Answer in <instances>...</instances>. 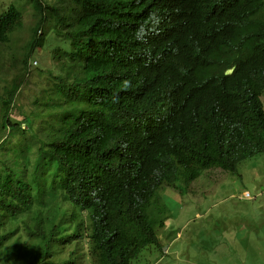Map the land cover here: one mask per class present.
I'll list each match as a JSON object with an SVG mask.
<instances>
[{
    "label": "trees",
    "instance_id": "1",
    "mask_svg": "<svg viewBox=\"0 0 264 264\" xmlns=\"http://www.w3.org/2000/svg\"><path fill=\"white\" fill-rule=\"evenodd\" d=\"M14 1L0 70L40 47L47 84L0 94V264H136L161 249L160 188L264 153V0H24L25 45Z\"/></svg>",
    "mask_w": 264,
    "mask_h": 264
},
{
    "label": "rangeland",
    "instance_id": "2",
    "mask_svg": "<svg viewBox=\"0 0 264 264\" xmlns=\"http://www.w3.org/2000/svg\"><path fill=\"white\" fill-rule=\"evenodd\" d=\"M10 2L0 0V7ZM20 6L22 26L11 36L17 45L32 37L35 26L30 6L24 2ZM17 51V47L5 48V56ZM34 51L37 59L41 48ZM50 62L55 65L51 58ZM34 70L28 65L22 71L17 66L2 68L0 94L20 82L15 103L28 102L47 83ZM246 190L252 197H241ZM179 198L164 195L170 232L161 234L160 250L170 254L158 260L159 249L150 247L142 251L144 257L140 255L136 264H143L144 259L145 264H264V154L238 163L236 174L216 168L203 171L188 182Z\"/></svg>",
    "mask_w": 264,
    "mask_h": 264
},
{
    "label": "clouds",
    "instance_id": "3",
    "mask_svg": "<svg viewBox=\"0 0 264 264\" xmlns=\"http://www.w3.org/2000/svg\"><path fill=\"white\" fill-rule=\"evenodd\" d=\"M12 1H14V0H12ZM17 5H21L23 2H24V0H15L14 1ZM23 16H24V13H23ZM34 16V15H33ZM35 17V16H34ZM23 18V17H22ZM42 32H43V29H42ZM41 33V30H38L37 31V34H40ZM53 35V34H52ZM51 35V38L50 39H52L53 40V44H54V47H55V42H56V38L54 37L53 38V36ZM46 38H48V37H46ZM29 40V38H26V39H24V40H22L21 42H20V45H25L26 44V42ZM37 48V47H36ZM36 48H34V49H36ZM52 50L53 49H51L50 47H49V43H48V56L49 57H51V52H52ZM40 55L41 54H39V57L36 59V57H37V55H36V53H35V51L33 52V54L31 55V57H30V59H29V62H28V66L29 67H31V68H34L35 70H34V72L35 73H37V74H40V72H41V70H42V68L40 67V65H39V63H40ZM187 57V59H188V61H189V63H190V73H189V81H190V84H191V86L192 85H199V81H198V79H197V75H198V71H199V64L196 62V60L194 59V58H192V57H190V56H186ZM52 58V57H51ZM53 62H54V60H53ZM55 63V62H54ZM19 80V78H17V81ZM47 84V83H46ZM46 84H43L44 86H46ZM14 85V87L12 88V90H11V87ZM20 85V82H16V83H14V84H12L11 85V87L9 88L11 91L10 92H12L13 93V98H12V102L10 103V104H14V106L15 105H23L24 106V108H26L27 107V105L31 102V101H33V97L31 96V98H30V100L28 101V102H26V103H15V100H16V95H17V93H18V91L20 90V88H18V86ZM42 85V84H41ZM40 85V86H41ZM40 88V87H39ZM38 88V89H39ZM255 104L259 107V110H260V112L263 114V116H264V91L259 95V97H258V99L255 101ZM235 106V105H234ZM235 108H237L244 116H246V114H247V108L248 107H246V106H235ZM21 127H24V124L22 123L21 124ZM260 154H264V153H260ZM260 154H258V155H260ZM255 156H257V155H255ZM255 156H253V157H255ZM253 157H250V158H247V159H251V158H253ZM247 159H245V160H247ZM245 160H243V161H245ZM242 162V161H241ZM240 163V162H239ZM238 165V164H237ZM237 165H236V168H235V171L234 172H230V171H227L226 169H223V168H220V167H218V166H215V167H213V168H216V169H221V170H225V172H228V173H232V174H236L237 173ZM208 169H211V168H208ZM205 170H207V169H205ZM205 170H202L201 172H200V175H201V173L203 172V171H205ZM212 170H214V169H212ZM212 170H210V171H212ZM199 175V176H200ZM199 176H197V177H199ZM196 177V178H197ZM195 179V178H194ZM193 180V179H192ZM191 181V180H190ZM189 182V181H188ZM188 182L185 184V185H181V188L180 189H177V188H175V187H172V186H168V187H165V188H160L159 189V191H158V196H157V198H158V200L160 201V202H163L164 201V203H165V200H164V195H171V196H174V197H176V198H178V199H180L179 198V194L180 193H182V192H184L185 190H186V186H187V184H188ZM173 194V195H172ZM241 197H243V198H249V197H252L251 196V194L246 190V191H244L243 192V195L241 196ZM165 210H166V212H165V216H166V218L164 219V221H165V231H167V232H170L169 231V228H170V223H166V219H168V217H170V214H169V210L167 209V205H166V203H165ZM168 214V215H167ZM167 249V253H168V248H166ZM160 251V250H159ZM170 254V253H169ZM169 254H165V253H163L162 251H160V254L158 255V260H163V259H165V257L167 256V255H169Z\"/></svg>",
    "mask_w": 264,
    "mask_h": 264
}]
</instances>
